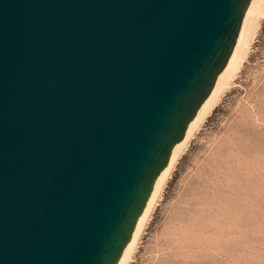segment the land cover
Wrapping results in <instances>:
<instances>
[{
    "label": "water",
    "instance_id": "obj_1",
    "mask_svg": "<svg viewBox=\"0 0 264 264\" xmlns=\"http://www.w3.org/2000/svg\"><path fill=\"white\" fill-rule=\"evenodd\" d=\"M252 0H0V264H116Z\"/></svg>",
    "mask_w": 264,
    "mask_h": 264
},
{
    "label": "rangeland",
    "instance_id": "obj_2",
    "mask_svg": "<svg viewBox=\"0 0 264 264\" xmlns=\"http://www.w3.org/2000/svg\"><path fill=\"white\" fill-rule=\"evenodd\" d=\"M260 6L238 65L177 157L127 264H264Z\"/></svg>",
    "mask_w": 264,
    "mask_h": 264
},
{
    "label": "bare ground",
    "instance_id": "obj_3",
    "mask_svg": "<svg viewBox=\"0 0 264 264\" xmlns=\"http://www.w3.org/2000/svg\"><path fill=\"white\" fill-rule=\"evenodd\" d=\"M263 3H264V0H252L250 5L248 6V8L245 12V15H244L240 34L238 36L236 45L234 47L233 53L229 59L228 64L222 70V72L219 73L212 92L204 100L202 105L199 107L197 114L192 119V121L189 122L184 138L174 144V146L172 148V153L170 155L169 163L166 167H164L160 171L159 175L156 177V179L154 181V185H153V190L151 192V195H150L148 201L146 202V206H145L144 210L142 211L141 215L137 219V223H136V226L133 230L132 237H131L130 241L126 244V246L124 247L122 255L116 264H127L128 263V260H129L131 254L133 253V251L135 249V245H136L140 230H141L142 226L145 224L147 218L149 217L148 215L150 214V210H151V207L154 203V200H155L158 192L160 191L162 185L166 181L171 169L173 168V165H174L177 157L181 153L183 147L188 142V139L191 137L194 130L197 128L199 123L202 121L204 116L207 114L208 110L215 103V101L218 98L219 93L222 90V88L225 84V81L228 79L230 73L238 65L242 50L247 45L248 34H249V31H250L252 24H253L251 18L254 15H257V17H258V15H261L262 12L259 9V7H261L260 5H262Z\"/></svg>",
    "mask_w": 264,
    "mask_h": 264
}]
</instances>
